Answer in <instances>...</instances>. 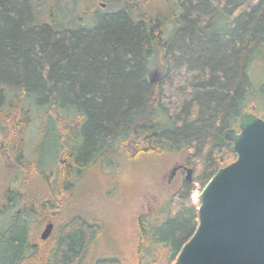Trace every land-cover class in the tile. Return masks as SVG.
I'll return each instance as SVG.
<instances>
[{
  "label": "trees",
  "instance_id": "1",
  "mask_svg": "<svg viewBox=\"0 0 264 264\" xmlns=\"http://www.w3.org/2000/svg\"><path fill=\"white\" fill-rule=\"evenodd\" d=\"M107 1L57 29L58 0H0V236L15 230L1 264H81L91 251L89 264H172L198 224L194 184L237 157L223 130L240 109L264 117V0H179L177 35L171 0ZM175 35L190 59L171 50ZM178 150L194 177L158 225L139 215L133 262L99 254L101 222L73 208L82 177L117 154Z\"/></svg>",
  "mask_w": 264,
  "mask_h": 264
},
{
  "label": "water",
  "instance_id": "2",
  "mask_svg": "<svg viewBox=\"0 0 264 264\" xmlns=\"http://www.w3.org/2000/svg\"><path fill=\"white\" fill-rule=\"evenodd\" d=\"M223 130L237 157L200 191L198 224L172 264H264V118L240 109ZM185 179L191 181L192 168ZM53 223H45L47 239Z\"/></svg>",
  "mask_w": 264,
  "mask_h": 264
},
{
  "label": "rangeland",
  "instance_id": "3",
  "mask_svg": "<svg viewBox=\"0 0 264 264\" xmlns=\"http://www.w3.org/2000/svg\"><path fill=\"white\" fill-rule=\"evenodd\" d=\"M89 1L58 0V4L53 5L60 8L62 15L60 20L62 22L55 25V28L61 29L63 28L62 26H69V21L72 26L83 24V21L90 19L93 8H98L102 11L107 10V0H93V4H90ZM157 2L159 3L161 0ZM167 3L169 6L175 7V21L178 26L175 34L177 35L184 27L181 22L186 17L183 14L186 8L181 4L178 5L179 0H171ZM193 9L194 7H192ZM52 12L54 14L55 10H52ZM43 13L45 14L44 21L54 26L46 16L45 9H43ZM213 20H216L215 16ZM171 27L172 25H169L167 29ZM179 40L177 37L171 39V50L181 53L185 58L190 59L192 56L186 55L187 52L182 49L183 44L179 43ZM160 76L157 74L155 78H160ZM186 158L187 152L178 150L168 156L142 157L137 162L131 163L128 162L124 155L117 154L118 165L112 170L90 169L89 173L82 177L76 190L75 207L73 208L84 210L86 214L94 215L101 222L102 232L96 242H94L99 254H115L123 262H133L134 255L132 254L134 253L135 239H138L136 224L139 215L142 212L148 215V217L144 215V218L145 223L149 225H158L165 219V216H161L162 214L160 213H164L162 209L170 194L175 191V184L173 181H167V175L177 162L184 161ZM193 189V191H200L201 188L199 184L195 183ZM9 214L11 212L0 216V228L5 227L7 224ZM62 217L63 214L60 218ZM60 218L58 217L57 220H60ZM56 222L53 221V224L56 225ZM44 224L37 227L35 237L39 238ZM14 232L15 230H11L8 234L0 236V264L3 261V252L6 251L4 248L8 245L9 238L14 235ZM111 239H113V242L110 245ZM91 255L92 251L87 254L81 264H89Z\"/></svg>",
  "mask_w": 264,
  "mask_h": 264
},
{
  "label": "flooded vegetation",
  "instance_id": "4",
  "mask_svg": "<svg viewBox=\"0 0 264 264\" xmlns=\"http://www.w3.org/2000/svg\"><path fill=\"white\" fill-rule=\"evenodd\" d=\"M234 127L236 129V131H238V128L235 126H231ZM186 167H192L191 165L186 163V160L181 161V162H177L171 169L170 173L167 175V181L168 182H174L175 184V188L174 190L176 191L177 189H179L182 184L185 183H189V181H186L185 179V174H186ZM194 173V169L192 168V175ZM192 179V178H191Z\"/></svg>",
  "mask_w": 264,
  "mask_h": 264
},
{
  "label": "built area",
  "instance_id": "5",
  "mask_svg": "<svg viewBox=\"0 0 264 264\" xmlns=\"http://www.w3.org/2000/svg\"><path fill=\"white\" fill-rule=\"evenodd\" d=\"M192 198H193L194 201H196V193L192 194Z\"/></svg>",
  "mask_w": 264,
  "mask_h": 264
},
{
  "label": "bare ground",
  "instance_id": "6",
  "mask_svg": "<svg viewBox=\"0 0 264 264\" xmlns=\"http://www.w3.org/2000/svg\"><path fill=\"white\" fill-rule=\"evenodd\" d=\"M152 81H154V80H152Z\"/></svg>",
  "mask_w": 264,
  "mask_h": 264
}]
</instances>
